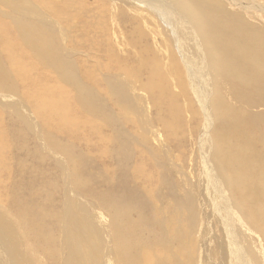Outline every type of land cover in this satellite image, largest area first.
Here are the masks:
<instances>
[{"label": "rangeland", "instance_id": "rangeland-1", "mask_svg": "<svg viewBox=\"0 0 264 264\" xmlns=\"http://www.w3.org/2000/svg\"><path fill=\"white\" fill-rule=\"evenodd\" d=\"M117 2L25 0L8 5L0 0V61L6 76H0V241L9 242L4 256L15 253L17 264H76L67 261L75 242L68 219L73 207L91 229L97 264H128L126 255L121 258V242L134 256L129 264L221 263L219 228L233 197L216 178L213 154L219 149L222 160L233 165L232 148L241 149L254 154L252 166L263 171L264 151L260 143H240L233 135L236 127L211 114L210 100L218 97H211L200 69L184 52L194 40L171 33L164 20L155 18V10H146L149 3L134 14ZM21 24L46 36L32 44ZM8 42L12 55L20 54V64L9 58ZM46 46L54 50L57 64L42 53ZM152 66L160 88L153 86ZM224 99L236 106L227 93ZM252 110L263 112L264 105ZM220 135L229 137L226 144L219 145ZM126 187L134 191L133 205H126L127 225L117 224L115 203ZM191 192L199 196L202 213L198 210L190 234L186 207L194 203ZM187 235L195 242L194 254ZM44 239L59 248L56 259L44 250ZM256 258L264 264L262 244Z\"/></svg>", "mask_w": 264, "mask_h": 264}, {"label": "bare ground", "instance_id": "bare-ground-1", "mask_svg": "<svg viewBox=\"0 0 264 264\" xmlns=\"http://www.w3.org/2000/svg\"><path fill=\"white\" fill-rule=\"evenodd\" d=\"M1 1L4 2L5 4H8V5L13 3V2H16L18 4L25 2V0H1ZM44 1H46V0H44ZM111 1H118L121 4L128 6V8H131L130 9L131 11L133 10L132 12L134 14H135L134 11L142 12L141 11L142 8H140V7L143 6V3L144 4L149 3L146 7V10H148V11L155 10L157 12V15L155 18H159V21L164 20L163 23L169 28V31L171 33L177 34L178 36H188L187 38H190V40H194L195 45L193 43L189 44V47L187 49H185L184 52L187 55L186 57H188L191 60V62L195 63L197 68L200 69V72H201V73H199L200 77L196 74V72H195L196 70H194L195 75H197L199 78L202 79V83L206 86V88L208 90L209 89L211 90V93H212L211 97L215 93H216V96L218 97V99H216V100H213L212 98L210 100L209 107L211 110V114L212 115L214 114L216 117L218 116L219 118H222V120H225L230 126L236 127V131L233 132V135L237 140H239L240 143L247 145V146H252V144L254 142H257L258 144L259 143L261 144V147L264 151V113H263L264 111L263 112H253V110H252V108H255V106H257L259 104L264 105V0H111ZM28 4H29V2H28ZM172 6H175L177 12L173 9ZM18 7H19V5H18ZM24 10H26V9H24ZM35 13H37V12H35ZM136 16H138V15H136ZM137 20H139V19H137ZM144 20H146V19H144ZM23 23H26V22L23 21ZM11 27H12V25H11ZM13 27H15V26H13ZM19 27H21V29H22L21 32H23L22 33L23 36L28 41H30L32 44L41 43L44 36H46V33L42 32V31L38 32V34H35L33 32L35 27H34V29H32L31 27H33V26H31V25L29 27V26H27V24H25V25L21 24ZM16 29H17V27H16ZM0 30H2L1 25H0ZM194 36H196L195 38L197 39V43H196L195 38H193ZM7 47H8V50L10 51L9 58H11V61L13 58L15 63L20 64V54H18L17 52L16 53L13 52V55H12L13 49H12L10 42H8ZM50 47H51V45H50ZM50 47L46 46L45 48H43L42 53L46 57H48L52 60V62H53L52 64H57L56 63L57 57L55 55V52H54V50L50 49ZM165 50H163V51H165ZM191 51L193 53L192 58L189 56ZM182 54H184V53H182ZM40 60H42V59H40ZM48 64H50V63H48ZM10 65H12V64L10 63ZM60 65H58V66H60ZM62 65L65 66L64 63H62ZM16 66H15V68H16ZM49 67H52V66H49ZM152 67H153L152 71H153V76H154L153 86L155 88H160L162 85L159 82L158 76L157 77L155 76L157 73L156 69L154 68V66H152ZM54 68H55V65H54ZM19 69H20V67H19ZM23 69H24V67H23ZM20 72H22V71H20ZM20 72H19V74H21ZM22 74H24V73L22 72ZM0 76L3 78L6 77L2 71L1 61H0ZM69 76H70V73H67V77H69ZM194 78H196V77H194ZM6 80H7V78H6ZM81 89H82V87H81ZM225 93H227L228 96L233 101H235L236 106H231L224 99ZM6 95H8V94H6ZM207 100H208V98H207ZM259 107H261V106H259ZM254 132H257L259 134H254ZM0 135H2V134H0ZM1 137H3V136H1ZM228 138L229 137L224 138L223 135H220L219 142H218L219 145H220V143L226 144L227 143L226 141L228 140ZM2 145H4V144H2ZM209 146H210V144H209ZM209 146H207V147H209ZM1 148H3V146ZM210 148H212V147H210ZM214 148H215V146H214ZM0 150H2V149H0ZM212 150L214 151V149H212ZM232 153H233V156L235 158V164H233V165L226 164L222 160L219 149L216 150L215 153L213 154L214 164H215V167L218 171L216 178H218L221 187H223L222 188L224 190L223 192L230 193L233 197V200L228 201L229 204L227 203V205H226V210H227L228 206H230V209L227 212L225 211L226 215L228 217H226V218H224L225 216L221 217L224 221V224H223V228H219V231H220L219 233L222 236V240H218V249L220 248V250H221V259H220L221 263H218V264H261L262 260H257V258H256V250L258 249L259 245L262 244V246H264V170L263 171H257L252 166L251 162L254 159V154H247L245 151L238 149V148H235V147L232 148ZM214 164H213V166H214ZM81 167H82V165H81ZM214 175L216 176V174H214ZM125 184L126 183H124V185ZM128 185L129 184H127V186ZM127 188L128 187H126L125 189H127ZM129 188H131V187H129ZM129 188H128V190L130 192L127 190L126 193L124 194L125 195L124 197H123V195H121V197H123V199L121 198L122 200H118L115 203L116 204L115 207H117V209L119 210L118 215H116V217H117L116 223L117 224L120 222H123L127 225V223H128V221H127L128 218L126 217V215H127L126 205L129 206V205H131V203L133 205L132 199L130 202H129V200H130V198L134 197V195L131 194V193H134V191H132L133 189L131 190ZM125 189H123V190H125ZM219 189H221V188H219ZM114 193H111V194H114ZM115 195L116 194L111 195V196L113 197ZM217 195L219 196L218 192H217ZM222 195H225V194H222ZM111 196H107V197L109 198ZM192 196H193L192 202L194 200V203L189 207L186 205L187 203L185 204L187 206V207L185 206L186 208H190L189 219H190L191 229H190V226L187 225L188 228L191 230L190 234L195 230L194 225L196 223L198 210H200V214L202 213V208H199V206H198L199 205L198 201L200 199L199 200H197V199L199 196L195 197L193 193H192ZM221 197H223V196H221ZM189 198L190 197H188V199ZM226 198H228V197H226ZM114 199H116V198H114ZM134 199H136V198H134ZM190 199L188 201V204L191 202ZM110 200H113V199H110ZM139 200H140V198H139ZM106 201H108V199ZM134 201H136V200H134ZM108 202L109 203H105V201H104L105 204H108L107 206L111 205L110 201H108ZM111 202H113V201H111ZM142 202H144V201H142ZM184 203H185V201H184ZM139 204L142 205V203H139ZM136 205H138V204L136 203ZM113 206H114V204H113ZM200 206H201V204H200ZM111 208L115 209L114 207H111ZM141 208H142V206H141ZM170 208H171V206H169V209ZM131 210H133V209H131ZM185 210H187V209H185ZM203 211H206V209L204 208ZM29 212H31V211H29ZM109 212H112V209ZM31 213H33V211ZM186 213L187 212H185V214ZM36 214H38V213H36ZM39 215L41 216V214H38V216ZM172 215H175V214H172ZM204 215H205V213H204ZM214 215H213V217H217ZM112 218H113V216H112ZM164 218H166V217H164ZM175 218H176V216H175ZM217 218H215V219H217ZM36 219H38V217L35 218V221H36ZM39 219H41V218H39ZM68 219H69V224L72 228V233L75 236V242L70 244V256L71 257L67 261L74 260L76 262V264H97V261L99 259V252L97 251L96 242L92 236L91 229H90L89 225L87 224V222L83 218L78 216L76 210L73 207H70V209L68 211ZM112 221H113V219H112ZM222 222L220 221V224ZM26 223H28V222L26 221ZM187 223H189L188 218H187ZM31 225H32V223H31ZM36 225H37V223H36ZM22 226H23V224H22ZM29 227H31V226H29ZM175 227H177V226H175ZM122 229H124V227ZM179 229H181V227ZM21 230H23V228L20 229V231ZM252 230H254V234L252 233ZM33 232L35 233V230ZM165 232H166V229H165ZM178 232H177V234H178ZM38 235H39V233H38ZM184 235H186V234H184ZM40 236H39V239H40ZM178 236H179V234H178ZM123 237H124V235H123ZM185 239H186V237H185ZM126 240H127V238H126ZM166 240H167V238H166ZM138 242H140V240H138ZM161 242H162V240H161ZM8 243L9 242L6 239H3L0 241V264H1L2 259L7 260V263H5V264H17L15 253L6 254V256H4L5 255L4 253H6L5 251H6ZM40 243L43 245V247H45L44 250L45 249L48 250L49 253L56 259L57 255L59 253V248L57 246L52 247L51 243H47L45 241V239ZM186 243L189 244L188 248H189L190 252H192L194 254V246L195 245L193 246V244H195V242L193 243L192 239L190 237H188V235H187V242ZM140 244H141V242H140ZM164 244L166 245V243H164ZM42 245H40V246H42ZM120 245H121L120 253L123 255V256H121V258H124V256L126 255L127 256L126 257L127 262H129V263L131 261L133 262L135 259L133 260L134 256L132 257L131 256L132 254L131 255L129 254L131 252L129 244L124 243L122 245V242H121ZM132 245H133V243H132ZM144 245L147 246L146 244H144ZM33 246L36 247L35 245H33ZM181 246H182V244H181ZM138 247H140V245ZM178 247L180 248L179 245H178ZM36 248L40 249V247H36ZM118 248H119V246H118ZM168 249H170V248H168ZM146 251H147V249L143 253L145 254ZM168 251H170V250H168ZM185 253L183 252L182 254H185ZM195 255H196V253H195ZM46 257H47V255H46ZM203 258L205 259L204 256H203ZM218 258H219V256H218ZM157 259L159 260V258H157ZM173 259H174V257H173ZM162 260H163V258H162ZM50 261H51V258H50ZM164 261H162V262H164ZM53 262H54V260H53ZM145 262H147V260ZM156 262H158V261L156 260ZM171 262H173V261L171 260ZM120 263H123V262H120ZM146 264H150V263H146ZM192 264H194L193 261H192Z\"/></svg>", "mask_w": 264, "mask_h": 264}]
</instances>
